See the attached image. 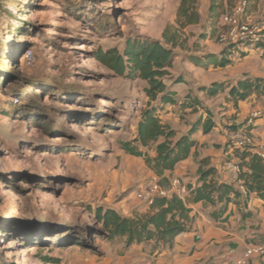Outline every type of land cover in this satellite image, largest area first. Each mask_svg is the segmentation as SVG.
Here are the masks:
<instances>
[{"label":"rangeland","instance_id":"obj_1","mask_svg":"<svg viewBox=\"0 0 264 264\" xmlns=\"http://www.w3.org/2000/svg\"><path fill=\"white\" fill-rule=\"evenodd\" d=\"M178 3L0 0V264H123V240L101 233L92 210L141 213L136 192L158 180L121 147L136 135L146 82L108 70L94 52L177 31L171 77L205 101L195 83L217 72H190L189 56L224 42L209 37L208 0H197L200 20L183 28ZM194 111L162 117L182 131Z\"/></svg>","mask_w":264,"mask_h":264},{"label":"trees","instance_id":"obj_2","mask_svg":"<svg viewBox=\"0 0 264 264\" xmlns=\"http://www.w3.org/2000/svg\"><path fill=\"white\" fill-rule=\"evenodd\" d=\"M233 3L234 0H208L206 20L209 37L219 33L220 17ZM176 15L181 28L198 23L200 14L197 0H179ZM176 32L165 29L162 39L129 37L121 50L109 48L97 49L94 52L96 60L108 70L128 79L138 78L146 82L143 91L148 100L140 111L136 135L132 141L122 142L121 147L133 156L142 157L149 170L158 178V183L164 188L169 186L165 172L173 170L197 145L193 139L194 133L199 128L208 133L215 126L211 114L207 112L205 118L198 116L186 132L178 134L159 117V112L166 104H176V91L172 86L183 81L182 76L171 77L169 71L173 64V48L178 45ZM237 45L224 43L217 55L204 53L200 56L191 55L189 58L200 67L209 64L224 67L231 63L228 56ZM200 90L207 97L227 90L229 99L238 102L252 93L263 95L264 79L245 78L235 84L229 81H214L201 86ZM199 103L200 101L194 98L188 102H181V106L192 107ZM153 143L155 154L153 156L145 154L143 148H149ZM233 154L238 158L237 163L241 167L236 179L238 185L219 181L215 176L216 169L210 164L209 159L198 158L195 155L198 164L196 182L187 183L185 186L189 203L205 201L212 205L233 203L246 207L250 193L264 199V161L251 150L250 146L242 151L236 150ZM190 211L183 198L176 193L155 197L149 210L143 213L125 216L114 208L103 206H97L92 210L99 231L110 239H122L124 248L140 242H153V247H172L175 237L190 229ZM248 214L250 211L242 213L243 216Z\"/></svg>","mask_w":264,"mask_h":264},{"label":"crops","instance_id":"obj_3","mask_svg":"<svg viewBox=\"0 0 264 264\" xmlns=\"http://www.w3.org/2000/svg\"><path fill=\"white\" fill-rule=\"evenodd\" d=\"M205 12L206 20L207 9ZM242 20L260 24L264 28V0H249ZM222 47L223 45H220L216 51L195 55L200 56L204 53L217 55ZM228 57L231 63L224 67L213 64L200 67L190 59L193 68L190 72L194 73L196 70L217 72L210 81L195 83L194 90L197 91L195 94L201 95L205 101L199 97L186 96L189 94L188 91L184 95L181 94L178 86L184 83L183 80L172 86L176 91V104H166L159 112L161 121L169 124L178 134L186 132L198 116L205 118L207 112L215 122V126L208 133H204L201 128L194 133L193 139L196 140L197 145L192 148L191 154L186 159L176 164L173 170L165 172L168 182L178 179L183 186L187 183L194 184L197 178L198 164L195 158L197 155L198 158L209 159L210 164L216 169L215 176L219 181L238 185L239 182L225 167L227 160L238 162V158L227 147L229 134L242 127L244 119L252 111H258L260 114L254 121L251 133L257 137L264 131V94L252 93L245 99L234 102L229 99L227 90L213 97L205 96L200 90L201 86L209 85L214 81H229L235 84L245 78L264 79V43L257 48L237 45ZM195 78L193 76L191 79ZM194 98L200 103L192 107L181 106V102H188ZM171 107H176L180 111L195 110L191 124L184 130L172 126L162 117ZM151 150L148 155L153 156L154 146ZM153 176L155 178L154 174ZM180 196L191 209L190 229L177 235L170 248L153 247V242L133 243L124 248L122 242L123 264H239L238 261L243 259L247 247L260 244L264 240V199L255 193L249 194L246 207L233 203L212 205L205 201L189 203L186 192ZM148 210L146 206L141 208L140 212ZM243 211H250V214L243 216ZM244 264H264V254L253 255L246 259Z\"/></svg>","mask_w":264,"mask_h":264},{"label":"built area","instance_id":"obj_4","mask_svg":"<svg viewBox=\"0 0 264 264\" xmlns=\"http://www.w3.org/2000/svg\"><path fill=\"white\" fill-rule=\"evenodd\" d=\"M246 8L247 0H234L232 7L221 15V30L218 33V37L222 42L237 43L238 45L254 48L260 47L264 43V28L262 25L242 20ZM28 61H30V56L28 57ZM259 114L258 111H252L244 119L242 127L229 134L227 142L229 151H242L245 147L250 146L251 150L264 161V131L257 137L251 133L254 121ZM225 167L237 179L241 172L240 165L233 160H227ZM184 192H186L185 186L178 179H172L169 182L168 188L162 187L157 180L153 179L144 188L136 192V197L150 208L157 196H166L171 193L180 195ZM256 254H264V240L260 244L247 247L243 259L239 260L238 263L244 264L246 259Z\"/></svg>","mask_w":264,"mask_h":264}]
</instances>
